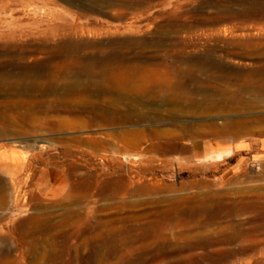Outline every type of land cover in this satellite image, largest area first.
<instances>
[{
  "label": "rangeland",
  "instance_id": "obj_1",
  "mask_svg": "<svg viewBox=\"0 0 264 264\" xmlns=\"http://www.w3.org/2000/svg\"><path fill=\"white\" fill-rule=\"evenodd\" d=\"M263 67L264 0H0V264H264Z\"/></svg>",
  "mask_w": 264,
  "mask_h": 264
},
{
  "label": "bare ground",
  "instance_id": "obj_2",
  "mask_svg": "<svg viewBox=\"0 0 264 264\" xmlns=\"http://www.w3.org/2000/svg\"><path fill=\"white\" fill-rule=\"evenodd\" d=\"M76 65V64H75ZM62 66V65H61ZM89 67V66H88ZM75 68V67H74ZM180 68V67H179ZM70 70H64L63 72H61L60 73V71H58V72H55L54 74H53V76L55 77H57V76H64V77H66V78H69V76L71 75V74H75V72L71 69V68H69ZM141 69V68H140ZM163 69V68H162ZM174 69V68H173ZM96 70V69H95ZM143 70V69H142ZM142 70H137V69H135V68H128V67H126L125 69H124V72H123V75H119V76H115L113 73H109L108 71H105V70H103L102 72H100V73H95L94 74V72H92L91 70V72H92V77H94L95 75H97V77H98V75L100 76L99 77V79H100V81H99V88H100V93L101 94H104V93H113V92H115V89H118V88H120V89H122L123 87H124V83L125 84H132V85H136V84H141V85H139V87L137 88V89H133V90H140L141 91V87L143 86V87H145V86H147L148 84H152V83H163V85H169L170 83H169V80L167 79H165V80H161V78H159L158 76H157V74L155 73V71H154V73L156 74V75H154V76H148L144 71H142ZM178 70V69H177ZM210 71H214L216 74H218V75H220L219 77H221V75L223 76V77H225V78H229V77H231V76H229V74L223 69V68H221V67H219V66H212V67H210ZM183 72V71H182ZM53 73V72H52ZM159 74V73H158ZM153 75V74H152ZM217 75V76H218ZM258 77H260V79H262V84H263V86H258L259 87V90H258V94H264V67L261 69V70H259V72H258ZM26 76V75H25ZM96 77V76H95ZM169 77H171V76H169ZM222 77V78H223ZM170 79V78H169ZM225 81V80H224ZM115 85L117 86V87H115ZM161 85V84H160ZM96 86V85H95ZM98 87V86H97ZM69 89H68V92L70 93V94H77V93H79L78 92V89L76 88V86L75 85H73V86H71L70 85V87H68ZM131 88H132V86H131ZM133 88H135V87H133ZM144 89V88H143ZM67 90V89H66ZM85 92V91H84ZM136 92V91H135ZM87 93V92H86ZM117 93V92H116ZM125 93V92H124ZM69 94V95H70ZM193 94V93H192ZM149 97V96H148ZM102 98V97H101ZM130 98V97H129ZM83 99V98H82ZM89 106V105H88ZM83 111V110H82ZM45 112V111H44ZM69 113H72V114H78V113H76V111H74V110H69ZM81 115L82 114H87V115H89L90 117L92 116V117H95L96 118V120H99L100 122H102L103 124H105V125H107V126H113V125H115V124H117L118 122H119V116H118V118L116 117V116H114V114L113 115H111L109 112H106V111H95V110H92L91 112H79ZM20 114V113H19ZM48 114V113H47ZM21 117V121H23V122H25V121H29V120H32L33 119V117H30V116H26V115H22V116H20ZM35 119V118H34ZM33 119V120H34ZM127 119V118H126ZM32 120V121H33ZM122 120V119H121ZM5 121H7V120H5ZM27 121V122H28ZM98 121V122H99ZM30 122V121H29ZM43 122V121H42ZM22 123V122H21ZM26 125V124H25ZM119 125V124H118ZM244 125H242V127H243ZM55 127V126H54ZM58 129V128H57ZM7 129H6V127H5V129L3 128H0V137L2 138L5 134H6V131ZM226 130V129H225ZM226 134V133H225ZM125 136V135H124ZM136 136V135H135ZM161 136V135H160ZM140 137V136H139ZM96 140V139H95ZM225 140H227L228 141V137L225 139ZM92 142V141H91ZM94 144L95 145H97V146H104L105 145V143L103 142V141H95L94 142ZM43 150V147L42 146H40V151H42ZM6 156V158L8 157L7 155H5ZM229 156H231V152L230 151H227V152H223V153H220V154H218L216 157H214L215 159H217V160H222L223 158H225V157H229ZM5 158V157H4ZM5 160V159H4ZM2 162V161H1ZM7 162V161H6ZM30 171V170H29ZM121 187V186H120ZM123 187V186H122ZM144 188H147L146 186H144ZM122 189V188H121ZM142 189H143V187H142ZM148 189V188H147ZM116 191H118V190H116ZM145 191V190H144ZM149 191V190H148ZM151 191V190H150ZM130 192V191H129ZM142 192V191H141ZM18 202V201H17ZM207 202V201H206ZM216 205V204H215ZM197 206H198V204H197ZM200 208H202L203 207V209L204 208H207L208 206L206 205V203L205 202H201L200 203ZM199 206H198V208H199ZM218 206V205H217ZM220 206H224V204H220ZM225 207V206H224ZM219 208V207H218ZM217 208V209H218ZM226 208V207H225ZM249 208H250V206H249ZM196 209L197 208H195V206H194V208H192V212H191V216L193 215L195 218H197V219H199L200 221H202V218H205V216H208V219H206L205 221H207V223L204 225L205 227H207V226H215V227H217V225H219V220L218 219H220V218H218V216H217V214L215 215V213L214 212H216V211H214L213 213H211V214H209L208 213V211H206V209L205 210H202V211H196ZM227 209V208H226ZM252 209V208H251ZM247 210H248V208H247ZM246 210V211H247ZM175 211V210H174ZM206 211V212H205ZM210 211V210H209ZM237 211V210H236ZM219 213V212H218ZM221 213V212H220ZM222 214V213H221ZM220 214V215H221ZM262 216V215H261ZM262 218V217H261ZM261 218L259 219V220H261ZM264 218V217H263ZM204 220V219H203ZM264 220V219H263ZM31 222V221H30ZM34 222H35V220H34ZM33 222V223H34ZM38 222V221H37ZM252 224H254V225H258V226H264V221H250ZM201 224H203V223H201ZM35 226V225H34ZM36 227V226H35ZM214 227V228H215ZM231 227V226H230ZM233 228V227H232ZM210 229H212V228H210ZM209 228L207 229L208 230V232H209V230H210ZM238 230V229H237ZM234 232V231H233ZM237 232V231H236ZM199 233V232H198ZM197 233V234H198ZM235 233V232H234ZM169 234V233H168ZM238 234V233H237ZM201 235V234H200ZM236 235V234H235ZM185 236H187V235H185ZM196 236V235H195ZM198 236H199V234H198ZM197 236V237H198ZM231 236V235H230ZM239 236V235H238ZM238 236H237V238H238ZM241 236V235H240ZM188 237V236H187ZM191 237H193V235L191 236ZM197 237H195V238H197ZM203 237V236H202ZM234 237V236H233ZM227 238V236L224 238V239H226ZM230 238V237H229ZM194 239V238H193ZM200 239V238H199ZM207 239V238H206ZM219 239V238H218ZM224 239H223V241H222V239H221V243H224ZM231 239V238H230ZM229 239V240H230ZM239 239V238H238ZM197 240V239H196ZM200 240H202V239H200ZM235 240V239H234ZM199 241V240H198ZM216 241V240H215ZM227 241V240H226ZM192 242V241H191ZM196 242V241H195ZM234 242V241H233ZM215 244V243H214ZM220 244V243H219ZM190 245V244H189ZM188 245V247H187V249L189 250V251H194V250H198V249H205V250H207V248L209 247V245L207 244V243H201V242H197V243H194V244H191L190 246ZM187 250V251H188ZM230 251V250H229ZM223 253H225V251H223ZM209 254V253H208ZM217 254V253H216ZM238 254V253H237ZM228 255H230V256H232L231 255V253L230 252H228V251H226V253L224 254V256L226 257V256H228ZM223 255H222V257H224ZM221 257V256H220ZM229 257V256H228ZM168 259V258H167ZM218 259H220L219 258V256H218ZM210 260V259H209Z\"/></svg>",
  "mask_w": 264,
  "mask_h": 264
},
{
  "label": "crops",
  "instance_id": "obj_3",
  "mask_svg": "<svg viewBox=\"0 0 264 264\" xmlns=\"http://www.w3.org/2000/svg\"><path fill=\"white\" fill-rule=\"evenodd\" d=\"M220 154V153H219ZM218 154H216L214 157H216ZM214 157H211V158H214ZM215 159V158H214ZM61 185V184H60ZM38 187H39V189L42 191V193L47 197V196H50L48 193H50L49 191H53V190H51V188L49 187L48 189H47V191H45V193H44V191H43V189H44V187L46 188V187H48L47 186V184H44V186H42L41 184H40V181H39V183H38Z\"/></svg>",
  "mask_w": 264,
  "mask_h": 264
}]
</instances>
